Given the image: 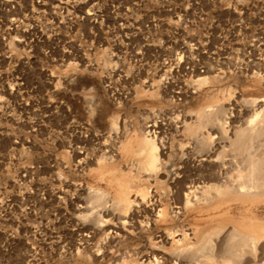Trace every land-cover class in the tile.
I'll return each instance as SVG.
<instances>
[{"label": "rangeland", "instance_id": "obj_1", "mask_svg": "<svg viewBox=\"0 0 264 264\" xmlns=\"http://www.w3.org/2000/svg\"><path fill=\"white\" fill-rule=\"evenodd\" d=\"M263 43L264 0H0V264H150L142 255L159 231L183 235L166 254L188 253L212 227L222 240L253 221L263 247L264 192L182 203L184 184L208 168L200 146L214 144L226 182L246 173L257 139L235 134L264 116ZM147 122L160 132L147 135ZM145 134L165 145L154 172L140 165ZM121 197L144 225L130 235L115 230Z\"/></svg>", "mask_w": 264, "mask_h": 264}, {"label": "bare ground", "instance_id": "obj_2", "mask_svg": "<svg viewBox=\"0 0 264 264\" xmlns=\"http://www.w3.org/2000/svg\"><path fill=\"white\" fill-rule=\"evenodd\" d=\"M262 37H263V35H262ZM187 40H190V39H186V41H183V42H188ZM255 41L257 42V40H255ZM260 42L262 43V41H260ZM181 43L182 42H180V44ZM189 43H191V42H189ZM251 43H253V42H251ZM253 45L255 46V42L253 43ZM248 46H250V45H248ZM254 46H253V48H254ZM256 47H257V45H256ZM256 47L254 49H256ZM188 48L189 47H188L187 44H182L181 47L179 48V50L181 49L182 52H185L186 49L188 51ZM249 48L252 49L251 47H249ZM254 49H252V50H254ZM176 52H179V51L177 50ZM249 52L252 53V51H249ZM249 52L247 51L246 53L250 55ZM174 55H176V54H174ZM180 55H182V54H180ZM184 57H183V59H185ZM174 58H175V56H174ZM179 59L180 58H178V60ZM176 62H178V61H176ZM161 63H160V66L162 65ZM164 68H165V66H164ZM144 83H145V81H144ZM150 84L151 83L148 82V84L145 83L144 85H148L146 87H149ZM228 114H229V112H228ZM220 115L221 116L224 115V112L222 111V114L220 113ZM201 116H203V119L201 118L202 121L208 123L209 121L213 120V117L215 115L212 117L210 113L209 114L205 113V114H201ZM173 117H175V116H173ZM177 117H178V115H177ZM184 117H185V115H184ZM184 117L180 118V119L178 118L179 121H175V118H174V121L178 122V123L180 122L181 125L182 124L186 125L187 122H185ZM215 117H214V119H216V120H213L212 123L215 122V121H216V123L218 122V117L217 118H215ZM222 117H223V120H224V116H222ZM263 117L264 116H262V118L260 117V119L257 120L255 125L253 124V125H251L249 127L247 125V128L245 127L246 129L243 128L245 130L243 131V129H242L243 132L240 131L242 133L239 132V133L235 134V135H237L236 138L238 137V139L236 140V144H238V141L241 140L242 138H243V140L249 139V141L250 140L253 141V139H257L256 140L257 142L254 141V143H256V144L249 151L247 150L248 151V153H247L248 155H247L246 159L244 160L243 166L241 167V168L244 169V171L246 173L243 175L242 178H240V179H238L236 181L228 183V182H226L223 179L225 177V171H222L223 170V165H221V163H219V159H217L216 157L213 158V156H212L214 154L213 150L216 149V148H213L214 144H213V146H211L210 144L205 145L204 147L200 146L203 149H199V151L200 152H201V150H204V151H203V153L201 152L202 156L199 155V159L197 161H198L199 164H200V162H199L200 160L205 162L208 165V168H206L207 170L205 169L206 170L205 172L203 170H201L198 175L196 174L195 177L192 176L193 178L192 177L191 178L188 177V179L189 178L190 179L187 180V183L184 184V186L182 188L183 189L182 190L183 191L182 192V195H183V199H182L183 207H195V206H197L199 204L207 205V204H210V203H212V202H214L216 200L222 199V198H232V199H234V198L253 197V196L260 195V193L264 192V118ZM227 118H229V117H227ZM220 119H219V122H218L219 123L218 127H217V124H214V125H216L214 127L218 128L217 132L221 131V136H222V135H224L225 132L229 133L230 131L228 130L229 132H227L225 129L222 130V125H224V122H221L222 124L220 125ZM253 120H256V119H253ZM253 120L251 119V121L249 120V122H252ZM111 121H113V120H111ZM168 121L171 122V119H169ZM204 122H202V123H204ZM253 122H255V121H253ZM109 124H110V121H109ZM173 124L175 125L174 127H177V125H180V124H176V123H173ZM106 125H108V123ZM114 125L116 126L115 123H114ZM119 125H120V123H119ZM181 125H180V128H181ZM186 126H188V124ZM106 127H108V126H106ZM111 127H113V126L111 125ZM156 127H159V132H160L161 126L157 125L154 122H152V123H148L147 122L143 126V128L146 130V134L147 135L148 134L150 135V133H148L150 131H151V133L154 132V134H155L157 132L156 131V129H157ZM110 128H108V129H110ZM180 128H178V129H180ZM188 128H190V127L188 126ZM217 128H216V130H217ZM107 131H110V130H107ZM112 132H114V131H112ZM232 132L234 134V131H232ZM146 134L142 135V140L140 139L141 140V143H140L141 144V149L137 150V151H140L138 153L140 155L139 157H141V160H140L141 164L140 165H142V167L145 170L147 169L149 171H153L154 172V170H156L159 167V164L161 163L160 160H159V157H160L159 155L160 154L162 155V153H165V145H164V143L162 144V142H160V144L155 142L157 140L156 138L158 136H160V135H158V136L154 135L153 138H152L151 136H147ZM156 134H158V133H156ZM118 135H120V134H118ZM219 135H220V133H219ZM206 136H207V134H206ZM119 137H117V138H119ZM162 137H163V135H162ZM207 137H209V135ZM227 137H229V136H227ZM160 138L158 140H160ZM119 139H121V138H119ZM218 139H220V138H218ZM162 140H163V138H162ZM203 140H204V138H203ZM205 140H206V137H205ZM113 142H114V140H113ZM120 142H119V146L121 145L123 147L122 142H121V144H120ZM164 142L166 143V140ZM249 143L247 142L245 145L242 144V145H239L238 147L239 148L241 147V149H242V147L245 146L244 148H246L247 144H249ZM254 143L251 142L249 147H251ZM232 144H233V142H232ZM182 145H186V144H182ZM219 145L216 144V147L220 148ZM179 146H181V144ZM200 147H197V148H200ZM235 147H237V146H235ZM238 149H236V150H238ZM102 151H105V150L102 149ZM211 152H212V154H211ZM181 154H183V153H181ZM185 154H186V152H185ZM185 154H183V155H185ZM189 154L187 153L186 156L189 155ZM217 156H218V154H217ZM192 158L194 159V156ZM195 159H196V157H195ZM190 160H192V159L190 158ZM190 164H193V163H190ZM194 164H196V162ZM142 175H143V173H142ZM144 175H146V172H145ZM152 176L153 175H151V177ZM86 186L88 188V191L86 190L88 195L92 196V198L97 203L98 202L99 203H101V202L103 203V201L105 203L108 200V199H104L106 197L105 196L106 193H104L103 190H100L98 188L95 189V188H92V187H90L88 185H86ZM84 187H85V185H84ZM198 189H201V191L197 192ZM211 189H212V191H211ZM114 201H116V206L115 207H120L121 210L124 209V211H125V209H127L125 213L121 212L122 216L119 214V216H121V217H120V220L117 221V224H115V230L116 231L117 230H121L122 233L130 235V234L134 233V230H138V229H143L144 228V225L141 222H139V221L134 222L132 220V218H131L132 216L136 215V213L139 211L137 205H134L135 202H133V204L130 205L132 202L130 203L128 198H122V197L117 199V200H114ZM106 208L107 207H105V209H103V211H106L107 210ZM111 208H112V206H111ZM159 210L160 209H158V211H157V216L160 215ZM256 224H258V222H254V221L250 222V223L249 222H245V223H243V227H244L243 229H240V228L238 229L236 227H231L230 230L225 231L226 233L224 232L225 235H222L223 236L222 240L218 239V237H217L219 235V232H221V227L219 228L218 227L219 225L216 226V227H212V228L209 229V231H207L206 238H205L203 244H201L198 248H195L192 252H188V253H186V248H178L176 250V252H173L172 254H170V252H168L166 254L163 245H165L168 242H176L179 239V237L183 236V235L180 234V233H174V232L171 233V232H168V231H165V230L159 231L158 233H156L154 235L155 243H158V244H155L154 247L152 248V250L149 253L145 252L142 255V260H145V262H147L146 259L149 260V258H152V261H150L148 263H150V264H152V263L153 264H159V262L161 261L160 258H162V260H163V258H165V256L170 255V258H167V259H169V261L168 260L167 261L170 264H200L201 260L202 261L204 260V261H207V262L212 261V262H215V263L223 262V263H229V264H264V261H263L264 260V249H263L264 246L262 247L263 244H261V245L259 244V242L261 243V241H263V240L259 239V237L262 236V233L259 231L258 228H256L257 227ZM251 225L253 227H255V228H252ZM145 227L149 228L150 225H146ZM212 236L217 237L218 240L215 238V241H213ZM259 240H261V241H259ZM167 257H169V256H167ZM143 264H144V262H143Z\"/></svg>", "mask_w": 264, "mask_h": 264}]
</instances>
